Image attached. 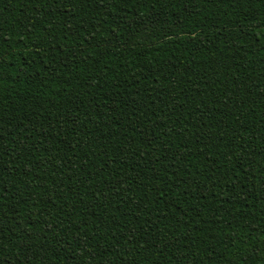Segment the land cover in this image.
Returning <instances> with one entry per match:
<instances>
[{"label":"trees","instance_id":"1","mask_svg":"<svg viewBox=\"0 0 264 264\" xmlns=\"http://www.w3.org/2000/svg\"><path fill=\"white\" fill-rule=\"evenodd\" d=\"M0 264H264V0H0Z\"/></svg>","mask_w":264,"mask_h":264}]
</instances>
